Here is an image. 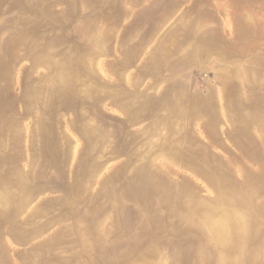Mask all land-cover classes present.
<instances>
[{
	"label": "rangeland",
	"instance_id": "obj_1",
	"mask_svg": "<svg viewBox=\"0 0 264 264\" xmlns=\"http://www.w3.org/2000/svg\"><path fill=\"white\" fill-rule=\"evenodd\" d=\"M0 264H264V0H0Z\"/></svg>",
	"mask_w": 264,
	"mask_h": 264
},
{
	"label": "crops",
	"instance_id": "obj_2",
	"mask_svg": "<svg viewBox=\"0 0 264 264\" xmlns=\"http://www.w3.org/2000/svg\"><path fill=\"white\" fill-rule=\"evenodd\" d=\"M0 218H1V215H0ZM2 222L0 221V224H1Z\"/></svg>",
	"mask_w": 264,
	"mask_h": 264
}]
</instances>
